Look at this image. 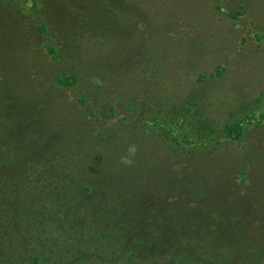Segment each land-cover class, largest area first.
Here are the masks:
<instances>
[{"label": "rangeland", "instance_id": "obj_1", "mask_svg": "<svg viewBox=\"0 0 264 264\" xmlns=\"http://www.w3.org/2000/svg\"><path fill=\"white\" fill-rule=\"evenodd\" d=\"M0 187L48 263L264 264V0H0Z\"/></svg>", "mask_w": 264, "mask_h": 264}, {"label": "trees", "instance_id": "obj_2", "mask_svg": "<svg viewBox=\"0 0 264 264\" xmlns=\"http://www.w3.org/2000/svg\"><path fill=\"white\" fill-rule=\"evenodd\" d=\"M3 187H0V197L2 195ZM20 197H25V195H20ZM14 198L17 196L10 195L6 201H2L0 198V213L3 211H14L17 209V204L19 200L16 201ZM18 199V198H17ZM9 215V214H7ZM3 217L0 214V218ZM11 219V217H6ZM1 228V222H0ZM12 228V227H8ZM23 247V250H18ZM16 255H19V259L15 258ZM50 260V257L46 255V252L36 251L30 246L27 242H21L13 233L8 232L6 234L0 233V264H57L58 261L50 263L47 261ZM62 264V263H61Z\"/></svg>", "mask_w": 264, "mask_h": 264}, {"label": "clouds", "instance_id": "obj_3", "mask_svg": "<svg viewBox=\"0 0 264 264\" xmlns=\"http://www.w3.org/2000/svg\"><path fill=\"white\" fill-rule=\"evenodd\" d=\"M137 152V147L135 144H130L127 149V155H122L119 160L120 164L128 167V166H133L134 165V157Z\"/></svg>", "mask_w": 264, "mask_h": 264}]
</instances>
